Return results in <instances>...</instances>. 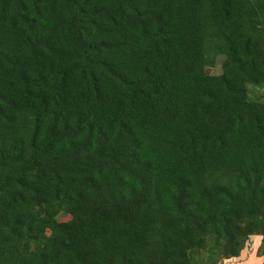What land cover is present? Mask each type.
Returning <instances> with one entry per match:
<instances>
[{"label":"trees","instance_id":"obj_1","mask_svg":"<svg viewBox=\"0 0 264 264\" xmlns=\"http://www.w3.org/2000/svg\"><path fill=\"white\" fill-rule=\"evenodd\" d=\"M249 85L264 0H0V264H264Z\"/></svg>","mask_w":264,"mask_h":264},{"label":"rangeland","instance_id":"obj_2","mask_svg":"<svg viewBox=\"0 0 264 264\" xmlns=\"http://www.w3.org/2000/svg\"><path fill=\"white\" fill-rule=\"evenodd\" d=\"M222 62H223V58L222 57H218L216 60V65L215 66H209L207 68V71L209 73L212 74H221L222 73ZM249 91H250V98L251 99H255V100H259L260 102L264 103V87L261 86H257V85H249L248 86ZM69 219V216L67 215H62L60 217V220L62 221H66ZM206 253L205 251L199 255V259L205 262L210 261V254ZM215 261V260H214ZM208 264V263H207Z\"/></svg>","mask_w":264,"mask_h":264}]
</instances>
